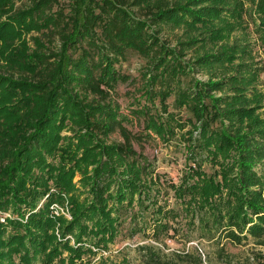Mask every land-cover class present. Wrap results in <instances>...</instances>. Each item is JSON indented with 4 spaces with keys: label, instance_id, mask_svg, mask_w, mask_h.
Returning a JSON list of instances; mask_svg holds the SVG:
<instances>
[{
    "label": "trees",
    "instance_id": "obj_1",
    "mask_svg": "<svg viewBox=\"0 0 264 264\" xmlns=\"http://www.w3.org/2000/svg\"><path fill=\"white\" fill-rule=\"evenodd\" d=\"M64 1L28 0L18 6L16 0H0V210L13 207L22 214L24 203L30 211L25 223L9 219L8 232L0 223V244L7 249L0 248V257L21 252L24 245L18 264H33L48 242V264L56 257L74 264L84 248L58 242L48 232L53 225L49 206L63 196L72 221L65 223L62 235L74 233L78 242L101 235L95 244L106 247L116 220L107 210L108 199L114 211L124 200L130 205L133 195L146 193L152 183L153 161L135 150L132 138L173 140L175 152L184 154L198 174L200 153L208 151L212 159L222 154L220 182L209 177L190 184L187 174L176 188L171 183L178 195L191 193L185 213L200 212L198 228L210 225L217 233L210 234L220 242L216 259L207 256V264L226 258L225 243L251 239L261 244L264 173L257 166L264 163V118L255 113L260 94L247 92L254 80L247 62L233 63L240 45L221 42L237 24L240 0ZM255 7L263 37L264 0H256ZM130 54L145 65L137 103L158 98L161 111L138 106L132 111L138 117L135 132L124 124L130 114L121 112L112 96L117 86L137 80L122 70ZM201 71L209 74L206 80L194 76ZM65 128L71 134L62 135ZM116 131L122 140L107 143ZM76 173L81 189L73 183ZM84 190L87 196H81ZM214 194L216 200H209ZM205 206L213 220L202 216ZM60 245L73 255L65 263ZM192 255L182 256L188 258L183 264H204L200 254ZM146 264L179 263L149 249Z\"/></svg>",
    "mask_w": 264,
    "mask_h": 264
},
{
    "label": "rangeland",
    "instance_id": "obj_2",
    "mask_svg": "<svg viewBox=\"0 0 264 264\" xmlns=\"http://www.w3.org/2000/svg\"><path fill=\"white\" fill-rule=\"evenodd\" d=\"M27 1L28 0H16V5H23L27 3ZM64 2V4H66V0ZM240 2L242 7L239 19L236 20L237 24L228 32V38L221 42L227 43L228 45L237 44L243 46V48L237 46L239 52L233 63L235 64L243 58V62H247L249 65L247 69L254 73V80L252 84L248 86L247 92H250V90L259 92L260 106L255 109V113L258 114L260 119H263L264 36L262 37L260 35L256 27L259 20L255 7L256 0H240ZM170 32L167 31V35H165L168 36V40L172 38ZM182 32V29H176L174 31V33L177 34H182ZM32 34L36 35L37 33ZM170 42L172 44L174 43L172 40ZM241 49H244V51L242 52ZM191 54L192 52L190 51L186 57H189ZM143 62L144 61L135 54H130L125 61H122V70L128 74H132L137 80H133V83L129 80V83L117 86L116 91L112 93L113 99L119 104L120 111L130 114L131 117L128 116V120H125L124 124L133 131L138 128V123L136 124L138 117L135 116L132 111L136 110L138 106H143L145 104L149 108L151 107V113H156L158 110L160 111L158 108V98H155L154 103L151 104L149 102L145 103L144 98L140 100V103H137L136 98L139 97V93L142 91L138 86H140L142 82L139 72H141L145 66ZM217 72L220 73L223 71L218 69ZM194 76L197 79L206 80L209 74L205 71H201L194 73ZM171 100L172 97H168L167 102L170 103ZM152 104H155L154 107H152ZM155 106L158 107L156 108ZM183 112L184 111H181V116ZM162 113L161 116H164V112ZM184 117L185 116H182V118ZM131 118H134L133 121L135 122L132 121L133 124L129 123V119ZM188 128L189 126H187L186 129H182L181 132L178 131V133L181 135L186 132ZM61 134L69 135L71 132L69 129L65 128L62 130ZM121 140L120 134L116 131L107 138L106 142L112 143ZM155 140L156 141L145 139L143 141H137L132 138L135 150L144 153V155L153 161V175L148 180L152 181V183L148 189H145L146 193H142L140 196L138 193H135L130 205L127 203V200H124L114 211H112V208L115 206L114 202L112 198L108 199L106 203L107 210H110L111 216L116 220L113 222L114 237L112 240L107 241L106 247L101 244H95L101 238V235L96 237L93 235L89 237L83 236L79 242L76 241L74 233L62 235L61 231L65 223L72 221L71 205L65 196H63V201L53 202L49 206L48 217L53 220V225L48 229V232L53 233V236H55V239L57 238L58 242H68V244L74 248H84L81 249L82 252L79 256L74 259V264H146L149 249L157 252L163 259L170 260L174 263L178 262L179 264H183L182 260L188 261V258L182 256H193L192 254L195 252L200 254L204 264H207L205 260L207 256H209L211 260L213 258L212 261H215V251L219 248L220 242H218V245L216 239L210 238V234L213 233L214 230H211L210 225H203L202 228H198L197 225L200 212L194 211V216L190 214V212H187V214L185 213L187 207L190 209L189 201L191 193H184L182 194L183 196L178 195L174 187L181 183L183 177L187 174H190L188 180L190 184H202V179L207 180L206 178L209 177H213L214 180L216 179L220 182L222 180V154L212 159V154H210V152L206 151V153H200L198 157H196L198 161L195 163V165H199L200 173L198 174L197 170L190 168L186 164L187 157L184 154L175 152L177 150V144L173 140L165 143L158 137H156ZM155 149L157 150L156 152ZM257 169H259L258 172L264 173V163L258 165ZM73 183L77 188L81 189L78 173L74 176ZM171 183L176 185L172 187ZM49 184H52L51 180ZM225 193L226 189L223 191L222 196L225 195ZM45 196H47V194ZM45 196L39 200L35 209L43 205L46 199ZM81 196H87L86 190L83 191ZM216 197L217 195L214 194L209 200H216ZM216 202L218 203V201ZM26 207L28 206L24 205V203L20 204V212H22V214H18V211L16 212L13 207L0 210V223L6 226L7 232L11 230L8 224L9 219H17L22 223L26 222L30 213ZM200 210L206 212V214L202 213V216H206L204 218L209 216L210 220H213L206 206ZM158 219H160V221H158ZM192 221L195 223H191ZM158 222L162 224L165 223L167 228H162L160 223L159 225L156 224ZM86 225L88 228L94 229L91 221H87ZM7 232L4 236H6ZM262 239L263 242L261 244H257L251 239L240 244L225 243L224 255L226 258L217 264H264V236ZM46 245L48 246L46 250L39 256V259L37 257L33 260V264H48V262H46L47 251H49L51 244L47 242ZM0 248L5 251L7 250L6 247L2 248L1 244ZM24 248L25 246L22 245L20 247L21 252L13 251L10 257L8 256L2 259L1 256L0 262L18 264L22 259V250ZM59 250L62 252L60 257L64 259L63 263L69 261L70 257L73 256L70 254L71 250L63 248L62 245L59 246ZM50 264H62V262H58V257H56Z\"/></svg>",
    "mask_w": 264,
    "mask_h": 264
},
{
    "label": "built area",
    "instance_id": "obj_3",
    "mask_svg": "<svg viewBox=\"0 0 264 264\" xmlns=\"http://www.w3.org/2000/svg\"><path fill=\"white\" fill-rule=\"evenodd\" d=\"M157 150L155 149V152H156Z\"/></svg>",
    "mask_w": 264,
    "mask_h": 264
}]
</instances>
